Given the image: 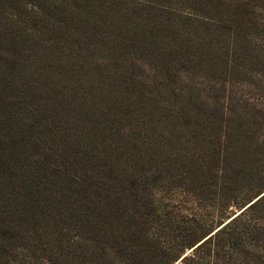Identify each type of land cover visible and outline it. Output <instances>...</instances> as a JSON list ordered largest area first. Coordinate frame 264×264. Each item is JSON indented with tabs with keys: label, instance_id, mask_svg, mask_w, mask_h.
Here are the masks:
<instances>
[{
	"label": "trees",
	"instance_id": "obj_1",
	"mask_svg": "<svg viewBox=\"0 0 264 264\" xmlns=\"http://www.w3.org/2000/svg\"><path fill=\"white\" fill-rule=\"evenodd\" d=\"M263 69L264 0H171L170 159L151 156L157 163L143 181L113 164L98 175L92 159L80 169L88 148L78 137L48 152L35 136L30 156L24 126L13 130L9 150L0 149V184H9L5 202L0 185V263L24 264L7 259L6 244L25 229L37 235L48 204L36 188L53 184L64 195L76 187L84 206L55 219L59 247L73 251L46 242L37 264H264ZM32 159L36 167L24 166ZM64 223L79 234L64 236ZM79 236L94 241L80 248Z\"/></svg>",
	"mask_w": 264,
	"mask_h": 264
},
{
	"label": "rangeland",
	"instance_id": "obj_2",
	"mask_svg": "<svg viewBox=\"0 0 264 264\" xmlns=\"http://www.w3.org/2000/svg\"><path fill=\"white\" fill-rule=\"evenodd\" d=\"M0 78L5 80L0 81V149L5 152L9 133L24 126L19 136L29 145L27 155L34 156L35 136L50 152L63 150L71 135L88 148L80 151L87 163L80 169L89 170L92 159L98 175L113 164L132 167L142 177L156 166L151 156L159 150L165 160L171 157V0H0ZM23 164L36 167L34 159ZM0 185L5 202L9 184ZM36 189L31 197L48 204L39 210L37 235L25 229L23 240L7 242L8 260L37 264L45 258L46 242L48 250L52 243L56 250L74 249L73 244L59 247L55 219L84 206L75 204L83 194L74 186L68 195L53 184ZM7 209L9 224L18 229ZM65 225L64 236L79 234ZM2 226L0 220L7 237ZM4 236L0 233V240ZM83 238L80 248L92 245V238L78 240Z\"/></svg>",
	"mask_w": 264,
	"mask_h": 264
}]
</instances>
